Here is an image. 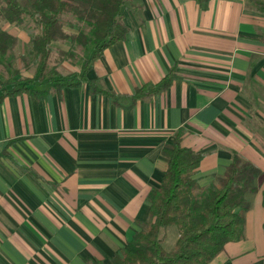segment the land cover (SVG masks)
Instances as JSON below:
<instances>
[{"label": "crops", "instance_id": "1", "mask_svg": "<svg viewBox=\"0 0 264 264\" xmlns=\"http://www.w3.org/2000/svg\"><path fill=\"white\" fill-rule=\"evenodd\" d=\"M124 20L127 35L104 48L87 81L58 88L37 80L32 86L47 94L2 99L0 264H113L149 221V195L168 166L163 148L176 131L203 155L200 186L224 175L233 151L264 172V12L248 0H131ZM0 25L19 39L11 81L33 76L19 64L29 32ZM168 74L166 88L135 97ZM263 192L264 180L244 237L213 264H264ZM161 235L171 249L179 231L170 225Z\"/></svg>", "mask_w": 264, "mask_h": 264}, {"label": "trees", "instance_id": "2", "mask_svg": "<svg viewBox=\"0 0 264 264\" xmlns=\"http://www.w3.org/2000/svg\"><path fill=\"white\" fill-rule=\"evenodd\" d=\"M129 1L0 0V22L16 24L29 32L24 60L30 58L36 64L33 76L11 81L20 72L13 66L19 39L0 25V77L4 82L0 103L10 94H47L46 89L32 86L37 80L52 82L58 88L87 81L86 72L104 48L127 35L124 10ZM196 1L204 5L208 0ZM248 1L264 12V0ZM54 42L66 43L69 48L57 47ZM77 45L83 51L79 56L81 71L63 74L59 64L76 55ZM172 80L173 75L168 74L151 88L139 89L135 97L153 95ZM181 134L176 131L173 142L163 148L168 166L162 182L149 195V221L114 257L113 264H213L227 242L244 237L249 194L259 190L263 170L233 151L224 175L200 186L195 174L203 155L182 146ZM262 203L264 206V192ZM170 225L177 227L179 237L171 249H166L161 232ZM88 264L102 263L89 260Z\"/></svg>", "mask_w": 264, "mask_h": 264}, {"label": "rangeland", "instance_id": "3", "mask_svg": "<svg viewBox=\"0 0 264 264\" xmlns=\"http://www.w3.org/2000/svg\"><path fill=\"white\" fill-rule=\"evenodd\" d=\"M55 45L57 47H60V48H63V49H68L69 48V45L66 44V43H63V42H55ZM22 50H20L18 53H19V56L22 58L20 59V65H21V68L23 67L25 70L24 72L25 73H28V74H33L34 72L36 73V64L34 63V61L30 58H28L27 60H24V58L26 57L27 55V52H28V48L25 49L24 53L22 54ZM76 55L74 57H67L66 59H64L63 62H66L72 66H74V68H77V67H81L80 65V57L79 56H82L83 55V51L81 49V46L80 45H77V49H76ZM28 62V63H27ZM27 63V64H26ZM14 66H17L16 63H15V60H14V63H13ZM25 67H24V66ZM59 68L60 70H63V67H61V64H59ZM64 73L65 72H68L67 71H63ZM6 77V76H5ZM1 83V82H0ZM257 192L255 193H251L249 194V199H250V202L253 201V198H254V195L256 194ZM261 199V198H260ZM260 203H261V200H260ZM251 204V203H250Z\"/></svg>", "mask_w": 264, "mask_h": 264}]
</instances>
